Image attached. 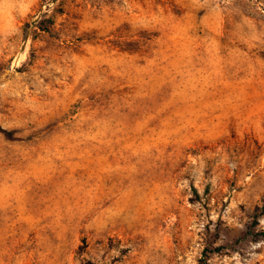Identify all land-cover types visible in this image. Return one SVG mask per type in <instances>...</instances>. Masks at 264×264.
I'll list each match as a JSON object with an SVG mask.
<instances>
[{
    "label": "rangeland",
    "instance_id": "374dc122",
    "mask_svg": "<svg viewBox=\"0 0 264 264\" xmlns=\"http://www.w3.org/2000/svg\"><path fill=\"white\" fill-rule=\"evenodd\" d=\"M264 0H0V264H264Z\"/></svg>",
    "mask_w": 264,
    "mask_h": 264
},
{
    "label": "trees",
    "instance_id": "16d2710c",
    "mask_svg": "<svg viewBox=\"0 0 264 264\" xmlns=\"http://www.w3.org/2000/svg\"><path fill=\"white\" fill-rule=\"evenodd\" d=\"M263 209H264V202H263V207H262ZM86 264H93V263H91V262H87Z\"/></svg>",
    "mask_w": 264,
    "mask_h": 264
}]
</instances>
